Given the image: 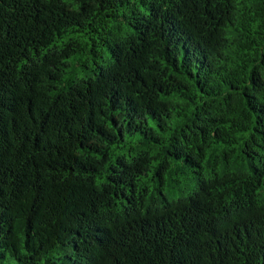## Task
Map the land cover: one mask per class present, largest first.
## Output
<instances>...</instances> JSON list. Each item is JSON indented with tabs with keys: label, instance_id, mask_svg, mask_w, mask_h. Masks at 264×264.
<instances>
[{
	"label": "trees",
	"instance_id": "obj_1",
	"mask_svg": "<svg viewBox=\"0 0 264 264\" xmlns=\"http://www.w3.org/2000/svg\"><path fill=\"white\" fill-rule=\"evenodd\" d=\"M0 264H264V0H0Z\"/></svg>",
	"mask_w": 264,
	"mask_h": 264
}]
</instances>
